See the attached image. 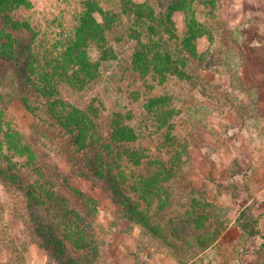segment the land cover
Listing matches in <instances>:
<instances>
[{
  "label": "rangeland",
  "instance_id": "obj_1",
  "mask_svg": "<svg viewBox=\"0 0 264 264\" xmlns=\"http://www.w3.org/2000/svg\"><path fill=\"white\" fill-rule=\"evenodd\" d=\"M121 1H157L158 13L171 12L179 39L194 21L191 79L187 83L167 75L165 84L153 83L155 95L173 96L172 141H166L164 129L156 135L153 114L127 91L130 53L122 58L125 65L110 63L112 86L122 85V93L110 88L102 94L109 110L121 105L123 112L132 113L129 124L146 131L145 153L174 159L181 174L177 172L172 188L166 186L167 201L158 200L162 210L148 215L144 206L127 203L137 197L123 196L116 174L114 179L108 174L106 164L116 168L112 155L106 164L99 163L103 177L92 171L93 148L75 155L78 148L71 147L73 156L65 158L66 133L53 143L40 127L38 120L48 116L43 100L26 87L21 47L63 45L57 41L69 37L84 7L96 0H0V53L12 47L11 42L2 46L6 33L15 40L14 59L0 58V264H264V0H178L186 3L188 15L179 8L170 11L175 0ZM114 2L102 4L110 10ZM164 38L170 47L177 43L169 34ZM92 53V60L100 61L95 48ZM20 90L26 93L20 95ZM26 103L38 110L28 114ZM98 123L109 140V122ZM176 148L184 154L181 165ZM147 165L144 161L142 167ZM43 181L49 189L55 184L75 217L87 215L83 223L71 221L72 230L87 226L84 248L76 238L63 239V247L51 240L49 212L58 210ZM182 186H188L185 194ZM29 191L39 205L29 200ZM187 192L191 195L186 198ZM140 213L153 215L148 225L155 233L140 223Z\"/></svg>",
  "mask_w": 264,
  "mask_h": 264
},
{
  "label": "trees",
  "instance_id": "obj_2",
  "mask_svg": "<svg viewBox=\"0 0 264 264\" xmlns=\"http://www.w3.org/2000/svg\"><path fill=\"white\" fill-rule=\"evenodd\" d=\"M102 1L96 0V3L92 2L84 7L78 22L72 28L69 39L62 38L57 41V44L64 41L63 45L44 48L34 45L35 43H32L33 45L23 43L21 54L25 56L26 60L23 71L26 87L43 100V105H41L44 108L43 113L48 117L38 121L40 127L44 129V133L48 134L49 140L56 143L60 134L64 133H66L64 134L66 139L69 137V143L66 146L62 144L65 158L73 156L72 150H69L71 147L78 148L74 151L75 155L88 148H93V158L95 157L96 162L94 163L93 158L91 159L92 171L95 175L103 177L104 171L99 168V163L106 164L107 159L112 155L110 162L113 165L116 164V168L109 163L106 164L105 168L108 174L123 185V189H121L123 196H127L129 193L137 197L135 203L130 202L129 199L127 203L137 209L144 206L145 213L148 212V215L152 211L156 214L164 206L163 203L158 204V200L167 201L163 196H168V186L172 188V180L178 173L181 174L180 168L176 166L177 161L175 162L174 159L165 161L147 155L142 143L146 131H140L139 127L136 129L129 124L132 113L123 112L124 109L121 105H115V109L109 110L106 102L102 99V94H108L110 88L117 89L116 93L118 94L122 93V85L112 86L114 76L111 75L112 65L110 63L115 62L116 66L125 65L126 61L122 58H126L130 53L131 68L124 79L127 82L125 85H128L127 91L134 92L136 100L142 99L141 108L146 113L153 114L156 135L158 136V131L164 129L166 141H172L173 137L170 131L173 126L171 123L173 96L169 93L155 95L153 83L158 81L159 86L165 84L167 75L178 77L187 83L191 79L190 73L194 72L191 67V60H194V49L189 38L192 35L194 21L191 20L192 25L189 26L185 37L179 39L171 12L168 16L165 13H158L157 1L145 3L128 1L127 3L115 0L110 10L103 7ZM21 4L23 3H20V6H22ZM171 4L170 11L179 8L188 15L189 9L184 1L175 0ZM91 5L92 9H89ZM96 14L98 18H102L100 22L95 17ZM199 27L203 28L202 25ZM165 33L177 41L176 45L171 47L166 45ZM6 34L2 46L11 42L9 45L13 47L15 40L11 34ZM0 35L3 36V30H0ZM12 47L9 50H3L0 53V58L7 61L13 60L15 50ZM92 48H95L96 52L101 55L100 61L92 60ZM24 93L26 92L23 90L19 91L20 95ZM25 108L30 115L38 110L31 108L28 103ZM98 121L109 122V140H106L101 133ZM55 126L60 128L58 132L53 129ZM48 129L52 132L47 131ZM162 137L163 134L159 136V138ZM131 145L136 146L132 147ZM176 151L177 148L174 152ZM174 155L181 165V157L184 154L176 152ZM35 160L36 157L33 161ZM144 161L148 164V169L142 167ZM149 165L153 166L152 170ZM131 166H135L136 169L134 170ZM112 173L116 175L112 177ZM40 177H43L42 174ZM53 184L52 182L49 189L47 182L43 181V185L41 183L44 188L48 186V190L52 191L51 201L58 210V213H54V209L49 212L47 230L50 232V238L55 244L62 247L63 239L71 242V238H76L84 248V245L89 241V237L85 236L87 226H83L84 229L72 230L71 221L75 218V221L83 223L87 215L83 217L84 219L78 215L75 217L72 210L69 209L71 207L69 200L59 194ZM28 186L30 187V185ZM33 188L35 189V187ZM117 188H121L120 184ZM187 189L188 186L181 187L182 191ZM34 191L37 192L36 189ZM185 193L184 191L183 194ZM32 194L30 192L29 200L39 205L40 199ZM74 194L79 195L77 191ZM189 195L191 193L187 192L186 198ZM155 202L156 204H154ZM43 204L45 202L42 201L41 205ZM153 207L155 209L152 210ZM138 217L146 229L153 233L156 232L150 227L151 225H148L154 218L153 215L146 217L140 213Z\"/></svg>",
  "mask_w": 264,
  "mask_h": 264
},
{
  "label": "crops",
  "instance_id": "obj_3",
  "mask_svg": "<svg viewBox=\"0 0 264 264\" xmlns=\"http://www.w3.org/2000/svg\"><path fill=\"white\" fill-rule=\"evenodd\" d=\"M229 113H231V112H229ZM260 126L262 127L261 129L264 130V112H263V115L261 117Z\"/></svg>",
  "mask_w": 264,
  "mask_h": 264
}]
</instances>
